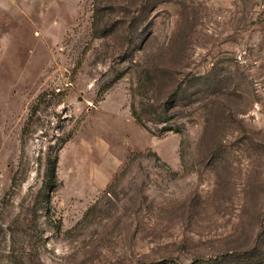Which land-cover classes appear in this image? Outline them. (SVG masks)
I'll return each mask as SVG.
<instances>
[{"label": "rangeland", "instance_id": "374dc122", "mask_svg": "<svg viewBox=\"0 0 264 264\" xmlns=\"http://www.w3.org/2000/svg\"><path fill=\"white\" fill-rule=\"evenodd\" d=\"M263 5L0 0V264H264Z\"/></svg>", "mask_w": 264, "mask_h": 264}, {"label": "trees", "instance_id": "16d2710c", "mask_svg": "<svg viewBox=\"0 0 264 264\" xmlns=\"http://www.w3.org/2000/svg\"><path fill=\"white\" fill-rule=\"evenodd\" d=\"M55 165H56V160L53 161L52 166H51V170H50V182L53 183V185H55Z\"/></svg>", "mask_w": 264, "mask_h": 264}, {"label": "built area", "instance_id": "2783aa9c", "mask_svg": "<svg viewBox=\"0 0 264 264\" xmlns=\"http://www.w3.org/2000/svg\"><path fill=\"white\" fill-rule=\"evenodd\" d=\"M263 4H264V0H263ZM263 7H264V5H263Z\"/></svg>", "mask_w": 264, "mask_h": 264}]
</instances>
